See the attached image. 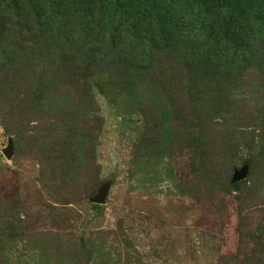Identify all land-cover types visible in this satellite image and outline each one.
Masks as SVG:
<instances>
[{"label":"rangeland","instance_id":"1","mask_svg":"<svg viewBox=\"0 0 264 264\" xmlns=\"http://www.w3.org/2000/svg\"><path fill=\"white\" fill-rule=\"evenodd\" d=\"M242 78L203 124L181 112L188 95L178 79L130 96L95 84L84 109L100 118L88 152L96 180L85 174L74 202L41 182L47 132L25 131L18 143L0 104V264H264V76ZM161 97L175 108L166 122Z\"/></svg>","mask_w":264,"mask_h":264},{"label":"trees","instance_id":"2","mask_svg":"<svg viewBox=\"0 0 264 264\" xmlns=\"http://www.w3.org/2000/svg\"><path fill=\"white\" fill-rule=\"evenodd\" d=\"M248 70L264 76V0H0L6 131L18 143L25 131L47 132L38 151L41 182L69 202L85 174L96 180L88 152L100 118L84 109L94 103L95 84L130 96L178 79L188 95L181 112L189 107L190 120L203 124L230 104ZM160 100L166 122L175 108Z\"/></svg>","mask_w":264,"mask_h":264},{"label":"water","instance_id":"3","mask_svg":"<svg viewBox=\"0 0 264 264\" xmlns=\"http://www.w3.org/2000/svg\"><path fill=\"white\" fill-rule=\"evenodd\" d=\"M3 155L6 157V159L11 158V156H12L11 145H8V147L6 149H4ZM245 175H246V168L245 167H243L240 170H234L232 178H231V182L237 183L240 180L244 179ZM108 188H109L108 183L103 184L101 187H99L96 195L93 198H91L90 201L95 205L103 204L105 202V198L107 195Z\"/></svg>","mask_w":264,"mask_h":264}]
</instances>
